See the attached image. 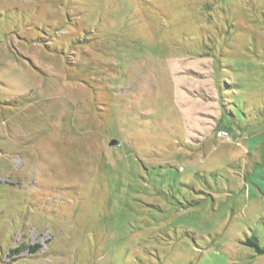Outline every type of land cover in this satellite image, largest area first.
Returning <instances> with one entry per match:
<instances>
[{
    "label": "rangeland",
    "instance_id": "1",
    "mask_svg": "<svg viewBox=\"0 0 264 264\" xmlns=\"http://www.w3.org/2000/svg\"><path fill=\"white\" fill-rule=\"evenodd\" d=\"M249 240L264 0H0V264H264Z\"/></svg>",
    "mask_w": 264,
    "mask_h": 264
},
{
    "label": "trees",
    "instance_id": "2",
    "mask_svg": "<svg viewBox=\"0 0 264 264\" xmlns=\"http://www.w3.org/2000/svg\"><path fill=\"white\" fill-rule=\"evenodd\" d=\"M245 245L254 248L258 254H264V248L261 249V248L256 244V242H254V241H252V240L246 241V242H245ZM38 248H39V246H35V249H36V250H37ZM18 249H19V248L16 247V248H15V251H17ZM36 250H32V249H31L32 252H35Z\"/></svg>",
    "mask_w": 264,
    "mask_h": 264
}]
</instances>
